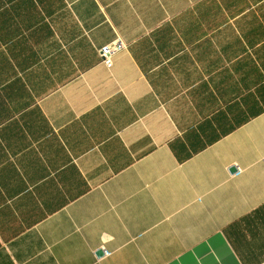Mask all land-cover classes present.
<instances>
[{"label": "crops", "instance_id": "obj_1", "mask_svg": "<svg viewBox=\"0 0 264 264\" xmlns=\"http://www.w3.org/2000/svg\"><path fill=\"white\" fill-rule=\"evenodd\" d=\"M0 264H264V0H0Z\"/></svg>", "mask_w": 264, "mask_h": 264}, {"label": "built area", "instance_id": "obj_2", "mask_svg": "<svg viewBox=\"0 0 264 264\" xmlns=\"http://www.w3.org/2000/svg\"><path fill=\"white\" fill-rule=\"evenodd\" d=\"M124 47L125 44L120 39H116L115 41L100 47L97 51L102 63L107 68H111L113 65V55ZM105 254L108 253L105 252Z\"/></svg>", "mask_w": 264, "mask_h": 264}, {"label": "water", "instance_id": "obj_3", "mask_svg": "<svg viewBox=\"0 0 264 264\" xmlns=\"http://www.w3.org/2000/svg\"><path fill=\"white\" fill-rule=\"evenodd\" d=\"M231 171H236V168L235 167H232ZM103 254V251L102 250H99L98 251V255H102Z\"/></svg>", "mask_w": 264, "mask_h": 264}]
</instances>
